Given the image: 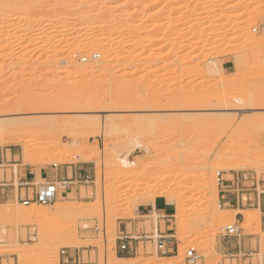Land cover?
Returning a JSON list of instances; mask_svg holds the SVG:
<instances>
[{
	"label": "rangeland",
	"instance_id": "rangeland-1",
	"mask_svg": "<svg viewBox=\"0 0 264 264\" xmlns=\"http://www.w3.org/2000/svg\"><path fill=\"white\" fill-rule=\"evenodd\" d=\"M37 1L40 6L44 0ZM57 1L45 9L36 6L38 12L33 9L34 14L23 8L27 6L25 0H0V110L17 108L24 100L30 102L26 104L31 109L47 98L43 110H29L20 116L4 111L0 117L36 121L35 129L26 132L22 139L34 146L62 150L58 156H51L59 158L56 166H75L87 170L89 175L64 190V199L56 206H24L16 197L0 201V264H24L28 254L36 256L33 257L36 262L31 264H61V249L71 255L79 253L86 264H153L158 258H164V264H189L185 256L190 248L198 256L195 264H264L261 223L264 220V131L258 121L247 120L264 116V42L261 36L264 29L260 28L264 0ZM10 3L17 8L13 10ZM225 8L229 11L224 13ZM139 9L141 13L131 20L129 14ZM157 20L161 26L154 33L136 34V38L127 40L131 28L128 25L138 23L140 31ZM82 23L89 29L94 26L100 29L96 32L78 30ZM117 24L120 27L115 29L113 25ZM254 29L256 32H252ZM246 33L255 38L245 36ZM97 35L104 40L94 48L84 52L75 49L78 43H87ZM77 37L79 42H76ZM106 38L112 41L107 42ZM152 38L154 44H151ZM116 40L119 43H113ZM152 48L156 49L155 54L149 56ZM66 50L74 51L65 54ZM101 50H109V56L103 57ZM93 55L97 58H92ZM83 58L86 60L82 61ZM224 61L229 62L227 67ZM100 62H103L102 68L92 70ZM73 64L81 66V71H75ZM58 72H62L59 80ZM223 80L230 82L226 99L241 98L246 108L240 104L230 107L227 102L225 105L230 108L223 106L225 99L220 102L218 96L223 90H217L221 89L218 84ZM72 97L78 99L77 104L67 102ZM179 97L183 99L179 101ZM188 97L191 102H186ZM205 97L210 102L206 103ZM239 105L245 109L241 114H238ZM57 107L61 109L54 110ZM48 119L53 122H46ZM73 139L76 142L73 143ZM237 146L241 148L237 154L238 164L219 177L221 182L212 202L216 210L205 209V200L198 197L200 194L194 189L196 182L193 181L201 159L206 158L207 163L205 183L216 165L224 164L226 156L236 153ZM1 153L5 157L4 160L0 157V183L13 180L15 192L21 169L54 166L52 163L26 164L16 144L0 146ZM180 155L190 161L188 166L182 167ZM95 157L99 168L93 164ZM124 158L137 164H155L147 171V178L140 179L139 187L156 184L161 191L171 180L180 183L179 187L193 186L194 191L177 186L166 190V194L183 196L179 203L185 207L180 212L185 227H179L171 214L166 215L165 204L159 205L163 213L139 216L134 211L140 207L135 202L139 194L115 190V185L132 174L123 167ZM178 170L183 171L181 175L176 174ZM158 175L163 177L160 182L154 180ZM243 175L247 176L244 181ZM237 180L248 189L243 196L246 200L239 203L240 210L219 201L221 190L230 189ZM97 181L101 183L99 188ZM257 194H261L258 200ZM71 198L76 199L71 210L78 217L75 221L68 220V225L67 222L48 227L20 224L16 229L15 220L9 217L13 221L10 220L3 212L6 208L11 211L42 209L59 220L60 212L68 208ZM114 198L117 201L112 204ZM199 212L206 219L190 227L188 221L191 223ZM251 212L258 213V229L256 224L243 225L244 214ZM234 224L240 233L231 238H250L251 255L250 252L237 256L223 253V243L227 241L224 229ZM124 225L132 233L158 228L159 232L170 236L173 253L160 254L149 243H139L137 255L128 257L131 261H115L116 238ZM65 228L73 231L53 249H35L38 241L50 243L64 233ZM72 234L76 236L74 240ZM192 234L198 235L192 239ZM29 237L34 241L28 240Z\"/></svg>",
	"mask_w": 264,
	"mask_h": 264
},
{
	"label": "bare ground",
	"instance_id": "bare-ground-1",
	"mask_svg": "<svg viewBox=\"0 0 264 264\" xmlns=\"http://www.w3.org/2000/svg\"><path fill=\"white\" fill-rule=\"evenodd\" d=\"M57 0H44V1H42L41 2V4H40V6H38V4H39V1H37V0H25V4H27V6L25 5H23V8L24 7H26V9H27V11L28 12H33L34 13V11H32L33 9H35V12L37 11L36 10V6H38L39 8L41 7H43L44 9L46 8V7H48V6H51V5H53L55 2H56ZM101 1H103V0H100V2ZM17 2V1H16ZM21 2V1H20ZM38 2V3H37ZM58 2V1H57ZM14 3V2H13ZM11 4V6L13 7V10L15 9V8H17L16 6H13L12 5V3H10ZM22 4H24L23 2H22ZM15 7V8H14ZM10 9V8H9ZM141 9V8H140ZM140 9L139 10H134V11H132V13L131 14H129V16H130V18H131V20H134L135 18L133 17V16H136L138 13H141V11H140ZM143 9V8H142ZM141 9V10H142ZM10 11V10H9ZM12 11V10H11ZM25 11V10H24ZM23 11V12H24ZM47 11V10H46ZM143 11V10H142ZM228 11H229V9H228ZM227 10H226V8H225V11H224V13L225 12H228ZM26 12V11H25ZM28 12H26L25 14H27ZM38 12V11H37ZM32 14V13H31ZM35 14V13H34ZM155 14V13H154ZM25 17V16H24ZM23 17V18H24ZM22 18V19H23ZM103 20H105V18L103 17L102 18ZM160 21V20H159ZM135 22V21H134ZM160 23V25L158 24V20H157V22H153V23H149V24H147V25H145L144 26V29L143 30H140V31H138L139 30V28H137V26H138V23H136L137 25H135V23H133L132 25H128V26H131V28L129 29L130 30V36H128L127 38V40H130L131 38H134V36H135V38H136V34H139V35H142V34H144V35H146V34H152V33H154L156 30H157V28L159 27V26H161V22H159ZM114 26V28L115 29H117V28H119L120 26H118V24L117 25H113ZM117 26V27H116ZM31 28H33V27H31ZM78 30H85L86 29V31L89 29L88 28V25H86L85 23H82V24H80L79 25V27L77 28ZM100 29V27L99 26H94V27H92V28H90L89 29V31H93V32H96L97 30H99ZM252 32H256V29H254ZM141 33V34H140ZM138 35V36H139ZM245 36H247V37H253V38H255L253 35H251V34H249V33H246V35ZM261 36H262V38H263V42H264V31H262V33H261ZM79 37H77L76 38V42L78 41L79 42V40H77ZM142 37H139V39H141ZM145 38V37H144ZM147 41H148V38H145ZM150 39V38H149ZM102 40H104V38H102L101 36H94V37H92V39H89V42H87V43H84V44H82V43H78L77 44V46H76V50L77 51H79V52H84V51H86V50H89V49H91V48H94V46H96L99 42H101ZM107 42H110V41H112L110 38H106L105 39ZM143 40V39H142ZM145 40V41H146ZM137 41H139V40H136L135 42L137 43ZM144 41V42H145ZM152 43L151 44H154L153 43V41H154V39L152 38V40H150ZM134 42V43H135ZM149 42V41H148ZM157 42V41H156ZM113 43H119V40H116V41H114ZM141 44V42L139 41V45ZM13 45V44H12ZM149 46H150V43H149ZM156 46V45H155ZM156 50V49H155ZM155 50L152 48L148 53V55L149 56H152V55H154L155 54ZM235 50V49H234ZM72 51H74V50H66L65 51V54H70ZM135 51H137V50H135ZM134 51V52H135ZM231 51V50H230ZM227 53L229 52V51H226ZM140 53H142V52H140ZM140 53H139V55H140ZM227 53H225L226 55H227ZM230 53V52H229ZM231 53L233 54V52L231 51ZM101 54H102V56L103 57H107V56H109V50H101ZM224 54V55H225ZM137 55H138V53H137ZM230 55V54H229ZM57 59V58H56ZM58 60V59H57ZM74 66H73V68H74V70L75 71H77V72H79V71H81V66H79V65H77V64H73ZM102 66H103V62H100V63H98L97 65H95L93 68H92V70L93 69H100V68H102ZM63 71V70H62ZM59 73V72H58ZM64 74V73H63ZM79 74V73H78ZM56 75H58L56 78H58V80L61 78V75H62V72H60L59 74H56ZM218 80V79H217ZM222 81V80H221ZM221 81L219 82V84L218 85H220L221 87V89H217V90H223L222 92H223V94H220V95H218L219 96V98H220V102L221 101H224L223 99H225V103L223 104V106L226 104V102H227V105L228 106H230V107H232V106H234V105H238V104H240L241 106L242 105H244V100L243 99H241V98H236V97H234L233 99H231L232 100V103H231V100L229 101V100H227L226 99V90L228 89V86L230 85V82H226V81H224V82H222V84H221ZM217 83V82H216ZM213 86V85H212ZM214 87H215V85H214ZM214 87H212V88H214ZM217 87V86H216ZM219 88V87H218ZM213 90V89H212ZM210 91H211V89H210ZM212 92V91H211ZM214 92V91H213ZM212 92V93H213ZM216 92V91H215ZM218 92V91H217ZM217 92H216V94H217ZM201 93V92H200ZM205 93H206V91H205ZM221 93V92H220ZM226 93V94H225ZM210 94V93H209ZM216 94H214V97H215V95ZM207 95H208V91H207ZM260 95V94H259ZM258 94L256 95V96H258V97H260ZM192 96V95H191ZM201 96H202V94H201ZM210 96V95H209ZM209 96H207V99H211V97H209ZM211 96H213V95H211ZM255 95H254V98L256 97ZM183 97H185V96H183ZM183 97H179V101H181V98L183 99ZM199 97V96H198ZM194 98V97H193ZM193 98H192V100H193ZM202 98H204V97H202ZM217 98V97H216ZM228 98V97H227ZM46 99L47 98H45V99H42L43 101L40 103V105H34V106H32V108L30 109L29 107L30 106H28L27 104H26V102L29 104L30 102H28V101H26V100H24L25 102H20L21 104H18V106H17V108H8V109H10V110H6L9 114H15L16 116H20V115H23L24 113H26V112H28L29 110H40V109H42L43 108V104H45L46 103ZM177 99V98H176ZM195 99V98H194ZM256 99V98H255ZM68 100V99H67ZM67 100H65V101H67ZM178 100V99H177ZM185 100H186V98H185ZM190 101V97H188L187 98V100H186V102H189ZM198 101L200 100L199 98L197 99ZM203 100V99H202ZM205 102L207 103V101L208 102H210V100H206V97H205ZM203 100V101H204ZM217 100V101H216ZM215 101L216 102H218L219 100H218V98L216 99ZM65 101H64V103H65ZM202 101V102H203ZM48 102V101H47ZM62 101H60V103H61ZM68 103L70 102L71 104H77L78 103V99L76 98V99H73V97L72 98H70L68 101H67ZM191 102V101H190ZM201 102V101H200ZM204 102V103H205ZM211 102H212V99H211ZM229 102L231 103L230 105H229ZM69 103V104H70ZM183 103H185V101L183 102ZM223 103V102H222ZM235 103V104H234ZM192 104V103H191ZM209 104V103H208ZM207 104V105H208ZM26 105L28 106V108L26 107ZM204 105V104H203ZM210 105V104H209ZM222 105V104H221ZM227 105H225L226 107H227ZM239 105V107L241 108H239L238 109V111H239V113L238 114H241V112L243 111V110H245V109H242L243 107H241ZM263 105V104H262ZM261 105V106H262ZM188 106H189V104H188ZM206 106V105H205ZM245 106V108H246V105H244ZM247 106H248V103H247ZM186 107H187V105H186ZM230 107H227V108H230ZM262 107H264V105L262 106ZM0 108H2V107H0ZM206 108V107H205ZM225 108V107H224ZM44 109V108H43ZM42 109V110H43ZM58 109H61V108H55L54 110H58ZM4 111L5 110H3L2 109V111L0 110V114H2V113H4ZM5 111V112H6ZM6 112V114H8ZM165 117H163L162 119H164ZM176 118V117H175ZM168 120L169 119H171L170 117L169 118H167ZM245 119V118H244ZM246 119H247V117H246ZM175 120V119H174ZM177 120V119H176ZM175 120V121H176ZM180 120H182V119H180ZM248 121H258L259 123H261V127H262V131H264L263 130V128H264V116H257V117H252V118H248L247 119ZM178 121V120H177ZM261 121V122H260ZM46 122H48V123H52L53 122V120H50V119H48ZM55 122V121H54ZM171 122V121H170ZM169 122V123H170ZM172 122H173V119H172ZM73 123V122H72ZM110 123H111V121H110ZM169 123H167V124H169ZM33 124H36V121H34V123H32V122H30V121H25V120H23V119H4V118H2L1 119V117H0V146H3L4 144H16L17 146H19L20 147V149H21V151H22V153H23V155H24V157H25V161H26V164H29V165H36V164H48V163H52L54 166H56L58 163H59V158H57V157H51L52 155L53 156H58L59 154H61V153H63V151L62 150H60V149H58V148H52V147H40V146H34L33 144H29V142H27V141H25V140H23L22 139V137H23V135L24 134H26V132H29V131H33V129H35V125L33 126ZM172 124V123H171ZM173 124H175V123H173ZM263 125V126H262ZM170 126V125H169ZM261 131V132H262ZM260 132V131H259ZM258 132V133H259ZM9 140H11V142H9ZM72 141V140H71ZM74 142H76L74 139H73V143ZM250 146H253V145H251L250 144ZM255 146V145H254ZM250 148H252V147H250ZM236 150V153L235 154H233V155H228V156H226L225 157V160L223 161V162H225L224 164H219V165H216L215 167H214V169H213V173H211V174H213L212 176H211V178H209L208 180L209 181H206L205 183H204V180H207V177H206V165H207V163H206V158H203V159H201V161H200V164L198 165V171H197V173H195L194 175H193V181L194 182H196V186H194V189L196 188V190H197V193L198 194H200V196H198V197H201V198H203L204 200H205V204H204V206H205V209H213V211H215L216 209V207H215V205H213V199H214V196H215V193H216V189H217V187H218V185H219V177H220V175H222V174H226V173H228V172H230L233 168H234V166L236 165V164H238V157H237V154L241 151V148H239L238 146L235 148ZM114 152V151H113ZM109 155V154H108ZM112 155H113V153H112ZM98 156V155H97ZM96 156V157H97ZM181 156V157H180ZM179 157L181 158L180 160L181 161H183V163H184V165L182 166L183 168L184 167H186V166H188L187 164L190 162L189 160H187L185 157H184V159L182 158L183 156L182 155H180ZM96 157H95V160H93V164L95 165V167L97 166L98 167V165H99V162H97V160L98 159H100V158H98L97 160H96ZM100 157V156H99ZM119 158V157H118ZM178 158V157H177ZM177 158H175V159H177ZM109 160V159H108ZM107 160V161H108ZM178 160H179V158H178ZM264 160V159H263ZM262 160V161H263ZM110 161V160H109ZM180 161V162H181ZM260 161V160H259ZM143 162H145V161H143ZM147 162H149V161H147ZM177 162H179V161H177ZM179 162V163H180ZM110 163V162H109ZM121 163H122V165H123V167L124 168H126V169H128V171L130 172V173H132L131 175H129V177L127 178V179H123L124 181H121V182H119L117 185H115L114 187H115V190L116 191H118V190H127V192L129 191V192H131V193H137V195L139 194V197H138V199H135V202H136V204L137 205H140V206H146V205H149V204H151V203H153L154 202V200L156 199V198H159V199H162L163 201H164V203H165V205H166V215L168 214H171L172 216H174L176 219H177V221L179 222V224H180V226L179 227H185L186 225H185V223L183 224V222H182V220L184 221V219H181L182 217V214H180V212H183L182 210V207L183 208H185L184 206H182V204H180L179 203V199L181 198V197H183L182 195H180V194H177V193H173V194H171V195H169V194H166V190H169V189H171L172 187H179L178 185L180 184V183H178V182H175L174 180H171V181H169L164 187H162V190L161 191H158V188H159V186L158 185H156V184H153V185H150V187H139L138 186V184H139V182H140V179H142V178H147V176H148V173H147V171L148 170H150V168L152 167H154L155 166V164H154V166H152V165H149V163L148 164H144V163H141V162H139V164H137V163H135V162H130V161H127V159H122L121 160ZM151 163V162H150ZM156 163V162H155ZM182 162L180 163V164H183ZM199 163V162H198ZM112 163H110V165H111ZM190 164V163H189ZM106 165V164H105ZM113 165V164H112ZM111 165V166H112ZM107 166V165H106ZM113 166H115V164L113 165ZM112 166V167H113ZM156 166H157V163H156ZM99 168V167H98ZM108 168V167H107ZM109 168H111V167H109ZM117 169H119L118 167H116ZM151 168V169H152ZM139 169H141V170H139ZM112 170V169H111ZM114 170V169H113ZM108 171V170H107ZM110 172V171H109ZM139 172V173H138ZM183 171H180V170H178L177 171V175H181V173H182ZM111 173H113V171L111 172ZM115 173V172H114ZM113 173V175L112 176H114L115 174ZM105 175V174H104ZM104 175H103V177H104ZM110 176H111V174H110ZM112 176L111 177H109V178H112ZM154 180L155 181H157V182H160V181H162L163 180V177L162 176H156L155 178H154ZM97 183H98V181H97ZM96 183V187H100L101 186V183L99 184H97ZM104 184V183H103ZM195 185V184H194ZM105 186V185H104ZM103 186V187H104ZM193 187V186H192ZM192 187H187L186 185H180V187H179V189H191ZM104 189V188H103ZM194 189L192 188L191 190L192 191H194ZM191 190H189L190 191V193H191ZM126 192V191H125ZM201 192H203V195L201 194ZM183 193H185V192H182L181 194H183ZM196 193V194H197ZM143 194H144V196L146 197V194H147V197L146 198H143L144 196H143ZM194 195H195V192L193 193ZM197 194V195H198ZM140 195H142L143 197H141ZM150 195V196H149ZM197 195H195V196H197ZM150 197V198H149ZM192 196H190L189 198L190 199H192L191 198ZM64 199V195L62 194V193H60V192H57L55 195H54V200L51 202V204L50 205H54V206H56V205H58L60 202H62V200ZM72 199V198H71ZM113 199V198H112ZM113 201V200H112ZM111 201V203L112 204H114L117 200L114 198V201L112 202ZM75 203H76V199L75 198H73L72 199V201L70 200V202H69V206H68V208H66V209H64V210H62L61 212H60V216H61V218L58 220V219H53V217L51 216V214H50V212H48V211H46V210H42V209H40V210H26V211H11L10 209H5V210H3V212L4 213H6V214H8V217L7 218H9V217H11V218H13V220H15L14 222H16V223H14L15 225H14V228H16L17 229V227L20 225V224H22V225H24V226H28V225H43V226H54V225H57V224H60L61 222H67V225H68V220H71V221H75L76 219H77V214H76V212L75 211H73V210H71V208L75 205ZM34 203H32V204H30V205H33ZM185 205V204H184ZM258 205V204H257ZM114 206V205H113ZM154 206V205H153ZM161 206V205H160ZM187 206V205H186ZM163 208V207H162ZM189 207H186V209H188ZM157 209V208H156ZM182 209V210H181ZM191 209V208H190ZM189 209V210H190ZM205 209H202L203 211L205 210ZM210 209V210H211ZM209 210V211H210ZM186 212V211H185ZM204 212H207L206 210L204 211ZM210 212H212V211H210ZM257 212V211H256ZM241 213V212H240ZM154 214H157V213H153V215ZM199 214H200V212H199ZM199 214H197V216L194 218V220L190 223V221H188L189 223V225H190V227L193 225V224H198V222L200 221V222H202L201 221V219H206L205 217H203V216H201V214L199 215ZM238 214V213H237ZM258 213H246V214H244V218H243V225H245V226H247V227H250L251 225H254V224H256V228L258 229V228H260V224L258 223V216H256ZM181 215V216H180ZM152 216V215H151ZM205 216V215H204ZM208 216V215H207ZM206 216V217H207ZM155 217V216H154ZM203 217V218H202ZM7 218H5V219H7ZM10 219V218H9ZM211 218H207V220L209 221ZM212 219H214V218H212ZM10 220H12V219H10ZM12 220V221H13ZM156 221V220H155ZM216 221V220H215ZM206 222V221H205ZM193 223V224H192ZM188 224H187V226H188ZM192 224V225H191ZM155 227L157 226L156 225V222H155ZM127 226H128V224H127ZM127 226H126V229L128 230V228H127ZM194 226V225H193ZM192 226V227H193ZM155 229H158V228H155ZM64 231V233H62L61 235H57V237H55V238H53V240L50 242V243H47V244H45V243H43V241H38V243L35 245V249L36 250H39V251H46V250H50V249H53L54 247H55V245H56V243L58 242V241H60V240H63V239H66V237L68 236V233L69 232H71V231H73L71 228L70 229H68V228H65V230H63ZM144 231V230H143ZM21 232L23 233V235H24V230L22 231V229H21ZM198 234H192V239H195L196 238V236H197ZM172 237H174L173 235H172ZM31 239H28V240H31V241H34V238L33 237H30ZM76 238V236L74 235V234H72V236H71V239H75ZM33 239V240H32ZM107 249V248H106ZM106 249H104V250H106ZM104 252V251H103ZM35 255H33V254H28V255H26V257H25V261H24V264H31V263H33V262H36V261H34V259H33V257H34ZM32 257V258H31ZM35 258H36V256H35ZM169 259V258H168ZM36 260V259H35ZM131 261V259H118V258H116V260L115 261H117V262H124V261ZM170 260H171V258H170ZM87 263V261H85V260H81L78 264H86ZM165 262H164V258H158V261H156V262H154L153 264H164ZM171 263V262H170ZM169 263V264H170ZM108 264V263H107ZM166 264H168V263H166ZM175 264V263H174Z\"/></svg>",
	"mask_w": 264,
	"mask_h": 264
},
{
	"label": "built area",
	"instance_id": "built-area-1",
	"mask_svg": "<svg viewBox=\"0 0 264 264\" xmlns=\"http://www.w3.org/2000/svg\"><path fill=\"white\" fill-rule=\"evenodd\" d=\"M92 58H97V55H93ZM86 58H83L82 61H85ZM221 176V175H220ZM243 181L247 179L246 175H243L241 178ZM221 182V179H219ZM77 182H81L78 180ZM75 182L71 180H63L57 182H50L44 184L34 193H31L29 197L20 198L18 201L24 205L29 206L34 203L37 205H50L54 200V195L62 188V194L65 195L66 192L64 190L70 189V186L74 185ZM250 186H253V182ZM245 185H240L238 180L236 184L232 183L231 188H225L221 190V195L219 197V201L222 202V205H228L229 203H242L246 200V197L243 198L248 189H245ZM259 195L257 194V200L259 199ZM225 238L236 237L239 232V228H237L236 224L227 226L225 229ZM29 239H31L29 237ZM33 240V239H32ZM117 247L116 249L122 253H126L129 256H133L136 248L139 243L152 245L157 253L170 255L173 253L174 248L172 247L171 238L161 232L158 229H154L151 232L140 231L138 233L128 232L126 229V225L123 226L122 230H119L117 238H116ZM145 245L143 246V249ZM59 256L61 258V264H78L81 259L77 255L74 258H69V254L66 249H61L59 251ZM69 259V260H68ZM186 261L189 264H195L198 256L193 248H190L185 256Z\"/></svg>",
	"mask_w": 264,
	"mask_h": 264
},
{
	"label": "crops",
	"instance_id": "crops-1",
	"mask_svg": "<svg viewBox=\"0 0 264 264\" xmlns=\"http://www.w3.org/2000/svg\"><path fill=\"white\" fill-rule=\"evenodd\" d=\"M260 28L261 30L264 29V19ZM228 64H229L228 61H224L223 63L224 67H227ZM0 157L2 160H4L5 156L1 153ZM88 175L89 174L87 170H80V168H76L75 166H67V167L51 166V167H35V168L31 166H27L21 169V173L18 176V180H17L18 186L16 192L14 189V185L12 183L13 180H11V182L9 183L8 182L0 183V201L12 200L14 197H16L17 200H19L20 198L29 197L31 193H34L36 190H38L46 183L63 181V180H71L73 182H77L81 178L86 177ZM164 204L165 203L162 199L156 198L153 203L146 206L144 205L135 208L134 211L138 212V215L141 217L150 216L153 213H163V211H159V205H164ZM228 206L232 207V209L237 208L240 210V205L238 203L232 202L229 203ZM261 223H262V229L264 230V220H262ZM238 237L239 239L224 238L227 239V241L223 243V253L228 254L229 256H237V255H245L250 252L251 255L253 251L250 242L251 239L240 238V236ZM137 253H138V247L136 248L134 255H137ZM115 254L118 259H128V257H130L128 254L122 253L117 249L115 251ZM70 257L74 258L75 255L69 254V258Z\"/></svg>",
	"mask_w": 264,
	"mask_h": 264
}]
</instances>
